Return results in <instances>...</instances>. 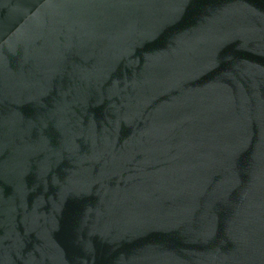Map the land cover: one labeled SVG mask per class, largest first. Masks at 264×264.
I'll use <instances>...</instances> for the list:
<instances>
[{"label": "water", "instance_id": "obj_1", "mask_svg": "<svg viewBox=\"0 0 264 264\" xmlns=\"http://www.w3.org/2000/svg\"><path fill=\"white\" fill-rule=\"evenodd\" d=\"M0 264H264V0H0Z\"/></svg>", "mask_w": 264, "mask_h": 264}]
</instances>
